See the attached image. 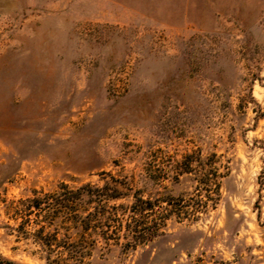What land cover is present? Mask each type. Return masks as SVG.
I'll return each mask as SVG.
<instances>
[{
	"label": "rangeland",
	"instance_id": "1",
	"mask_svg": "<svg viewBox=\"0 0 264 264\" xmlns=\"http://www.w3.org/2000/svg\"><path fill=\"white\" fill-rule=\"evenodd\" d=\"M82 186L90 264H264V0H0V257L45 264Z\"/></svg>",
	"mask_w": 264,
	"mask_h": 264
},
{
	"label": "trees",
	"instance_id": "2",
	"mask_svg": "<svg viewBox=\"0 0 264 264\" xmlns=\"http://www.w3.org/2000/svg\"><path fill=\"white\" fill-rule=\"evenodd\" d=\"M88 187L89 186H82L78 189H68L66 187V235L59 236L58 232L54 231L45 232L46 227L43 224L37 228L35 234L38 243L45 253L43 256L45 264H90L89 258L96 244V240L92 239L88 231L93 229V227L94 229L98 228V224L101 222L96 218L97 214L100 213L97 206H94V209H96L94 213L87 212L86 214L81 213L78 208V203L84 194L83 190ZM105 188L104 186L95 187L94 190L97 193L106 195L103 193ZM110 191L112 192H106L110 193L107 199L118 197V195L115 194L116 188H111ZM41 207L42 202L39 199L33 198L30 201V208L41 209ZM156 207H160V205L155 204L150 199L137 198L128 210V213L125 212L122 214L123 218L125 217L124 237L132 242V247L144 243L145 240H149L153 234L158 231V227L161 224L160 221L162 220H158L159 218L154 216ZM104 208L105 206H102L101 211H103ZM92 216H95V218L91 219ZM29 221L30 220H28V222ZM92 221H95L93 223L97 224L93 225ZM103 225L106 229L102 228V238L105 240L110 239L107 237V235H111V232L110 234L108 233V224ZM128 243L129 242L126 244L128 245ZM0 264L18 263L0 257Z\"/></svg>",
	"mask_w": 264,
	"mask_h": 264
}]
</instances>
